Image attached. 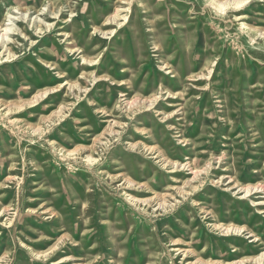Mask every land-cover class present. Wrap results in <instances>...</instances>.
Masks as SVG:
<instances>
[{
    "label": "rangeland",
    "instance_id": "obj_1",
    "mask_svg": "<svg viewBox=\"0 0 264 264\" xmlns=\"http://www.w3.org/2000/svg\"><path fill=\"white\" fill-rule=\"evenodd\" d=\"M227 5L0 0V264H264V0Z\"/></svg>",
    "mask_w": 264,
    "mask_h": 264
},
{
    "label": "bare ground",
    "instance_id": "obj_2",
    "mask_svg": "<svg viewBox=\"0 0 264 264\" xmlns=\"http://www.w3.org/2000/svg\"><path fill=\"white\" fill-rule=\"evenodd\" d=\"M213 2H214V4H215V7L217 8V9H221L222 8V6L224 5V4H228L227 6H229V5H231V8H235V7H238L240 4H242L245 0H212ZM119 9V8H118ZM237 10V9H236ZM118 15V14H117ZM117 15L116 14H114V15H111V16H109L107 19H106V21L107 22H109V21H111V19H115V17H117ZM5 17H9V15L7 16H5ZM240 19V18H239ZM242 19V18H241ZM34 22H35V18L33 19V20H31L30 21V24H29V27L30 28H32L33 27V25H34ZM6 24H7V21H6V18L3 20V23L2 24H0V30L1 31H4V33L3 34H7V32L10 30L9 28H7L6 27ZM50 24V23H49ZM49 24H46V27H50V25ZM3 25H5V27L4 28H2L3 27ZM37 26V25H36ZM52 27V26H51ZM2 28V29H1ZM248 28L250 29V30H252V31H254V32H256V34L258 35V36H264V28H258V27H255V26H252V25H249L248 26ZM39 29V28H38ZM97 29V28H96ZM95 29V30H96ZM37 31V30H36ZM13 32V31H12ZM102 32V34L104 35V34H106V32L105 31H101ZM11 33V32H10ZM14 33V32H13ZM37 33H40L39 31L37 32ZM66 33V32H65ZM111 33V32H110ZM16 34H18V35H21L22 37H24V38H26V36L22 33V31L21 30H19ZM63 34V33H62ZM64 35H66V34H64ZM11 39V38H10ZM9 38H5V40H0V59L2 60V59H8V58H10V57H13L14 55H15V53L16 52H13V51H11V49H10V46L8 45V41L10 40ZM27 40H28V38H27ZM33 44V42L30 40V45H32ZM68 51H69V53H75V52H77L78 51V48L77 49H75V48H68ZM79 53H77V55H78ZM80 58H81V60L83 61V62H88V63H92V62H94L95 61V59H88V58H86V57H84L83 55H81L80 54ZM13 59V58H12ZM40 59V58H39ZM5 62V61H4ZM40 62L41 63H43L46 67H48V68H52V69H54L56 66H55V64L54 63H51V62H48V61H45V60H43V59H40ZM87 63V64H88ZM59 75H60V73H58ZM202 75V74H201ZM201 75H199L200 77H201ZM63 75L61 74V77H62ZM173 76V75H172ZM94 80L93 81H95L96 80V77H94L93 78ZM102 79V78H101ZM95 83V82H94ZM70 87H73V86H75L76 84L75 83H71L70 82V84H68ZM61 85L60 84H58V85H56V86H54V87H51V88H46L45 90H43V91H41V92H37V94H40V95H44V94H46L47 92H49V91H53V90H59V87H60ZM76 87V86H75ZM73 89V88H72ZM82 89V88H81ZM83 90V89H82ZM75 95V94H74ZM76 97V96H75ZM157 97L156 96H154L153 98H151V99H149V100H151L152 102L151 103H153L154 101H155V99H156ZM39 99V98H38ZM40 99H41V97H40ZM147 100H148V98H147ZM148 100V101H149ZM128 101V100H127ZM129 101H131V100H129ZM128 101V102H129ZM147 101V102H148ZM28 102V101H27ZM131 103V102H130ZM150 103V102H149ZM131 104H133V103H131ZM148 105H152V104H148ZM141 106H144V107H146V103L145 102H141ZM129 110V109H128ZM147 129V128H146ZM104 131V130H103ZM53 142H54V140H49V143L50 144H53ZM56 145H57V143H56ZM59 147H58V149H61V147H60V145H58ZM85 148H87L86 146H83V145H81V146H78V147H76L75 148V150L76 149H85ZM149 149H151V147L149 148ZM70 154L71 153V151H67V154ZM195 170V169H194ZM111 175V174H110ZM117 176V175H116ZM194 177V176H193ZM192 181V180H191ZM132 182V181H131ZM129 183V182H128ZM135 184V183H134ZM260 187V186H259ZM258 186H255V185H252V186H241L240 188L241 189H243L244 191H245V194L247 193L248 194V192H250L252 189H257V188H259ZM194 188H196V187H194ZM183 191V190H182ZM146 201V200H145ZM258 204H264V201H261L260 203H258ZM29 210V209H28ZM31 210V209H30ZM215 227H219V228H221V230H222V233H227V232H235V233H240L241 232V230H242V227H238V226H222V225H218V224H215ZM231 228H232V230H231ZM224 229H227V230H225V231H223ZM183 251V253L185 254L186 252H187V250L186 249H183L182 250ZM177 252V251H176ZM179 252V251H178ZM49 253V252H48ZM263 253L264 252H262L261 254H259V255H255V257H252V258H250V261H253V263H259V262H262V261H264V255H263ZM68 259V258H67ZM249 258H247V260H248ZM199 261V260H198Z\"/></svg>",
    "mask_w": 264,
    "mask_h": 264
}]
</instances>
